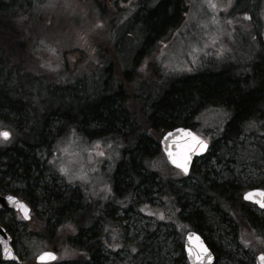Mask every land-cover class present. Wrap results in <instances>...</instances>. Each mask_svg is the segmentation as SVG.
Instances as JSON below:
<instances>
[{
    "label": "trees",
    "instance_id": "16d2710c",
    "mask_svg": "<svg viewBox=\"0 0 264 264\" xmlns=\"http://www.w3.org/2000/svg\"><path fill=\"white\" fill-rule=\"evenodd\" d=\"M110 1L113 13L107 16V22L102 23L105 36L112 43V51L103 40L94 41L92 49L83 40L81 44H86L83 48L64 49L62 53L59 51L61 56L50 54L51 57H60V60L53 64L52 69H47L42 65L40 55V49H47L46 43L51 42L48 28L40 26L43 22V0H0V115L9 112L17 119L10 125L0 122L2 127L10 129L13 136L11 145L0 147V193L15 195L33 208H37V202L43 206L48 214L43 237L57 253L60 251L52 244L53 238L59 233V227L76 221V218L70 220L67 212L77 204L79 196L69 199V186L59 185L61 179L55 173L52 180L46 176L51 167L47 160H41L40 150L44 148L50 150L51 155L55 154L57 140L71 128L115 141L113 143L122 142L133 149L124 152L127 160L122 161L114 173V189L117 190L123 182L118 174L131 173L136 168L138 179L133 191L137 186L139 189L145 187L148 182L145 193L150 195L151 191L146 189L157 186L155 183L159 176L147 171L143 160L162 154L159 151L160 140L168 131L183 126L194 129L196 123L193 120L204 109L202 101L206 98H222L227 108L232 110L231 118L221 128L211 131L213 136L216 135L212 138L213 144L219 142L222 150L228 148L227 142H236L241 134L259 132L264 124V87L243 96L236 85L223 76L178 78L167 86L153 83L147 76L151 70L155 72L153 66L161 69V63L157 60L151 62V56L158 50L160 54L183 22L187 11L185 0ZM97 8L102 12L100 5ZM127 24H134L130 33L135 32L136 36L124 37L130 45L124 47L120 56L115 44ZM41 35L43 39L39 37ZM142 42L144 49L140 50ZM70 53L75 58L73 61L68 60ZM146 57H151L150 61ZM259 62L264 68V58ZM119 65L121 68H117ZM110 70H113V76H110ZM255 78L262 82L264 75L258 73ZM56 122L62 125L56 128L57 135L51 137ZM213 149L210 156L215 154ZM200 180L203 184V177ZM132 181L130 177L129 186H133ZM159 184L162 190L166 185L173 187L171 182L164 183L163 180ZM258 188L264 189V182ZM166 190L162 193H167ZM211 190L209 197L218 199L219 213L224 216L231 214L230 222L235 224V231L240 227L246 228L252 238L264 239V219L255 216L244 205L239 186L231 181L212 185ZM97 215L98 219L92 213L87 214L88 224L92 223L95 228L104 218L100 212ZM190 216V228L201 234L210 246L212 242L202 227L203 214ZM82 219L77 220L81 221L77 225L80 230L59 235L71 251L70 263L101 264L99 253L103 240L95 239L97 233L92 234L93 228L86 233V242H82V226L86 223ZM0 224L12 235L11 226L3 223L2 216ZM33 237L30 235L29 239ZM106 238L108 240V235ZM25 239L27 236L23 237L24 242ZM261 239L257 248L264 250Z\"/></svg>",
    "mask_w": 264,
    "mask_h": 264
},
{
    "label": "rangeland",
    "instance_id": "374dc122",
    "mask_svg": "<svg viewBox=\"0 0 264 264\" xmlns=\"http://www.w3.org/2000/svg\"><path fill=\"white\" fill-rule=\"evenodd\" d=\"M185 2L186 14L169 40L170 43L160 54L158 50L151 56V62L157 60L161 63V69L151 65L155 72L151 70V73H148L149 79L153 83L159 82L167 86L179 80L178 78L192 79L199 75L223 76L236 85L235 88L241 95L263 88L264 78L262 82H257L255 75H264V68L259 62V59L264 58V0H231L230 3L229 0H215V9L208 7L207 0ZM97 5H100L102 12H98ZM111 5L110 0H43V22L40 26L48 28L51 42H45L47 49H40L42 65L52 69L53 64L60 60V57L50 56L53 54L50 49H56L57 56H61L59 51L62 53L64 49L83 48L86 44H81V37L88 38V48L92 49L94 41L103 40L105 46L112 51V43L109 37L105 36L102 23L107 22V16L112 15ZM225 5L228 6L224 7ZM246 16L250 19H246ZM139 18L141 19V15ZM133 25L127 24L121 37L116 40L115 50L120 56L124 47L130 45L124 37L136 36L135 32L130 33ZM39 37L43 39L44 36ZM211 37H215L214 44ZM139 49H144L143 42ZM151 57L146 58L150 61ZM115 58L118 60L116 56ZM74 59L70 53L68 60ZM117 68H121V65ZM109 74L113 76V70H110ZM193 87L196 86L193 84ZM142 88L145 90V86ZM256 100L255 95L254 101ZM202 103L205 104L204 109L193 120L196 123L194 132L208 140L212 135L211 130L221 128L231 118L232 110L227 108L222 98L209 97ZM16 120L14 114L9 112L0 115V122L8 125ZM61 125L59 122L53 125L51 137ZM0 130L11 132L1 124ZM84 132L71 128L57 140L55 154L51 155L50 150L44 148L40 150L41 160H47L51 167L50 172L46 174L50 180L55 173L61 179L59 185L67 184L74 188L72 194L78 191L85 197L89 214L95 215L96 219L99 212L103 214L104 218L98 221L96 228L92 227V223L88 224L90 230L94 228L92 234L97 233L95 239L103 240L99 253L102 257L101 264H180L178 245L183 242L185 233L192 230L189 224L190 215L197 216L200 213L203 214L204 220L201 222L207 236L220 248L217 264H255L253 253L259 252V239L252 238L246 228L240 227L239 231H235V224L230 222L229 216L219 213L216 201L209 196L212 185L218 186L232 181L240 190H245L244 188L256 187L264 182V124L259 132L241 134L236 138V142H227L226 150L219 147V142L213 144L215 154L196 161L191 175L187 178L173 169L163 154L145 158V169L159 176L155 183L157 186L146 189L151 191L150 195L145 193L148 182L145 187L139 189L137 186L133 191L138 179L136 168H133L131 173L125 171L118 174L123 182L117 190L114 189V173L120 163L127 160L124 152L133 149L122 142L113 143L115 141H107ZM12 140L11 135V141L0 147L11 145ZM97 142L101 147L94 149L93 146ZM97 151H103L105 155L97 156ZM62 167L68 170V176L61 174ZM144 173L145 171L142 172ZM130 177L133 178V186L128 185ZM162 180L164 183L171 182L173 186L166 185L165 194L162 191L166 188L162 190L163 187L159 184ZM36 207L30 222H24L19 214L13 212L2 215L3 223L11 226L12 245L20 259L19 264H36L38 254L52 250L48 239L43 237L48 214L38 202ZM256 213L259 218L264 219V211ZM161 215L164 219L159 218ZM86 217L88 219L87 215ZM80 218L81 216H77L74 224L67 223L59 227V233L53 238L52 244L60 251V264H71V251L68 246L65 247L59 235L75 231L72 226L81 224V221H77ZM81 234L80 240L86 242L88 235L83 232ZM30 235L34 237L29 239ZM25 236L27 239L24 242ZM242 240L251 242H248L247 247L251 252L246 249ZM133 248L137 250L133 252ZM152 248L155 250L152 251ZM72 253L74 254V251ZM0 264L9 263H3L0 255Z\"/></svg>",
    "mask_w": 264,
    "mask_h": 264
},
{
    "label": "snow or ice",
    "instance_id": "6c2138e0",
    "mask_svg": "<svg viewBox=\"0 0 264 264\" xmlns=\"http://www.w3.org/2000/svg\"><path fill=\"white\" fill-rule=\"evenodd\" d=\"M231 0H229V3ZM208 7L211 9H215L217 7L215 0H207ZM225 5L224 7H227ZM246 19H250V17H245ZM215 23V19H213ZM231 23V21H229ZM100 26V25H98ZM81 40H84L85 43L87 41L84 37H81ZM211 42L215 43V37H211ZM207 47V45H205ZM53 55L56 54V49H50ZM195 63V60H193ZM191 71V69H188ZM11 141V133L7 130H0V145L7 144ZM163 142L165 143V152L167 154L168 160L172 165H174L177 169L181 171L184 175H187L190 170V165L192 163L193 157L206 152L209 148V142L207 139L202 138L201 136L193 133L192 131L185 128H177L174 132H168L163 137ZM111 147V145H108ZM101 147L100 143L97 142L93 148L99 149ZM97 156L103 157L105 153L103 151H97ZM91 158V157H90ZM61 174L68 176V170L66 168L60 169ZM71 183L72 181L69 180ZM2 199L6 200L7 203L11 204L18 212L22 214L23 219L31 218V209L29 206L19 200L15 195H7ZM245 201L258 205L261 209H264V190H254L250 192H246L243 196ZM150 215L152 213H149ZM160 219H164L163 215L159 217ZM190 241L192 236L188 238ZM258 239H261L258 237ZM196 240L199 242L197 246L193 247L191 243H189L186 248L188 252L189 259L194 262V264H209L212 260V255L209 249L200 241V238L197 236ZM261 242L264 243V239H261ZM242 243L247 248L249 247V243L247 241L242 240ZM0 244H3V255L11 259L12 261H18L19 257L12 251L11 246L4 242L3 238L0 237ZM133 252L136 251L135 248L132 249ZM41 264H44L46 260L55 259L53 253H42L37 257ZM261 264H264V253H261L257 258Z\"/></svg>",
    "mask_w": 264,
    "mask_h": 264
},
{
    "label": "water",
    "instance_id": "95a60500",
    "mask_svg": "<svg viewBox=\"0 0 264 264\" xmlns=\"http://www.w3.org/2000/svg\"><path fill=\"white\" fill-rule=\"evenodd\" d=\"M178 128H185V129H188V130H190V131H192V132L194 133V131H193L192 129H190V128H186V127H178ZM175 129H177V128H175ZM175 129H173V130H171V131H169V132H174ZM167 133H168V132H167ZM163 137H164V136H163ZM165 146H166V145H165V143L163 142V138H162V140H161V142H160V147H161V149H162L163 154H164L165 157H166L167 162L169 163V165H170L172 168H174V169H176V170H179V169H177L174 165H172V164L170 163V161L168 160L167 154H166V152H165ZM209 148H210V143H209ZM209 148H208V150H209ZM208 150H207L206 152L202 153V154H198V155L194 156V157H193V160H192V163H191V165H190L189 173H188L187 175H184L183 173H182V174H183L184 176H188V175L190 174V172H191L193 162H194L196 159H199V158H201L202 156H204V155L208 152ZM179 171H180V170H179ZM7 195H11V194H7ZM7 195H1V194H0V215H1L2 213H10V212H14V213H19V214L22 216V214H21L20 212H18V211L16 210V208H14L11 204L7 203L6 200L2 199L3 197H6ZM17 198H18V197H17ZM18 199H19V198H18ZM19 200H21V199H19ZM21 201L24 202V203H26V204L29 206V204H28L27 202H25V201H23V200H21ZM29 208H30V206H29ZM30 209H31V208H30ZM23 220L26 221V222H29V221L31 220V218H30V219H23ZM189 236H192L191 241L188 239ZM197 236L200 238V241H202L203 244L209 249V251H210V253H211V255H212V260L209 262V264H214V262H215V256H214V253L212 252L211 248H209V246L207 245V243L205 242V240L203 239V237H202L200 234H198L197 232H195V231H190V232H188V233L185 235V239H184V250H185V253H186V257H187L188 263H189V264H194V262H193L192 260L189 259V256H188V252H187V248H186V246H187L189 243H191V244L193 245V247L197 246V244L199 243V242L196 240V237H197ZM0 237L3 238L4 242L8 243V244L11 246L12 251L15 253V250H14V248H13V246H12V237H11L10 234L6 231V229H5L3 226H1V225H0ZM46 252H48V253H53L54 256H55V259L46 260V261L44 262V264H53V263L57 262V260H58V254H57L56 252H54V251H44V252H42V253H46ZM42 253H40L38 256H40ZM0 254H1V259H2V262H3V263H19V262H20V259H19L18 261H12L11 259H8V258H6V257L3 255V244H0ZM15 254H16V253H15ZM259 255H260V254H259ZM259 255L256 257V264H261V262L257 259V258L259 257ZM38 256H37V257H38ZM37 257H36V263H37V264H41V261H39V260L37 259Z\"/></svg>",
    "mask_w": 264,
    "mask_h": 264
},
{
    "label": "flooded vegetation",
    "instance_id": "af4514ba",
    "mask_svg": "<svg viewBox=\"0 0 264 264\" xmlns=\"http://www.w3.org/2000/svg\"><path fill=\"white\" fill-rule=\"evenodd\" d=\"M213 137H216V135L215 136H213ZM209 142H212V145H213V141L212 140H209ZM210 155V154H209ZM208 156V155H207ZM207 156H205V157H207ZM258 186L259 185H257L256 187H252V188H249V189H247V188H244L245 190H240V194H241V198H242V201H243V203H244V205L246 206V207H248L250 210H251V212H253L254 213V215L255 216H257V217H259V215L256 213L257 211L258 212H261V211H264V209H261L258 205H256V204H253V203H250V202H248V201H245L244 199H243V196H244V194L246 193V192H250V191H254V190H264L263 188H258ZM74 192V188L73 187H69V192H68V198L69 199H73V196L74 195H76L75 197L76 198H78V196H79V200H78V202H77V204H75L68 212H67V216H68V218L70 219V220H74L77 216H81V218H83L82 220H86V223L84 224L83 223V226H82V231L84 232V233H87V232H89V230H90V228H89V225H88V221H87V217H86V215L87 214H89V205L87 204V202L85 201V197L80 193V192H76L75 194H73V195H71V193H73ZM81 199V200H80ZM217 198H216V204H217ZM29 204V203H28ZM29 206L31 207V210H32V214L33 213H35L34 212V210H35V208H33L30 204H29ZM218 207V206H217ZM226 216V215H225ZM229 216V215H228ZM230 216H231V214H230ZM230 216H229V218H230ZM72 224H74L73 222H71ZM73 227V229L75 230V231H78V230H80L77 226H72ZM210 242H212V244L209 246L210 248H211V250H212V252L214 253V256H215V264H217L218 263V260H219V247H218V245H217V243H215L214 241H212V240H210ZM247 242H250V241H247ZM184 240H183V242H181L180 243V245H179V251H180V263H183L184 264V262H187L188 263V261H187V258H186V253H185V250H184ZM251 243V242H250ZM248 251H250L248 248H246ZM137 250V249H136ZM153 250H155L154 248H152V251ZM259 251V252H258ZM258 253H253V255H254V258H255V264H256V256L257 255H259V254H261V253H264V250H260V249H258ZM251 252V251H250Z\"/></svg>",
    "mask_w": 264,
    "mask_h": 264
},
{
    "label": "bare ground",
    "instance_id": "6f19581e",
    "mask_svg": "<svg viewBox=\"0 0 264 264\" xmlns=\"http://www.w3.org/2000/svg\"><path fill=\"white\" fill-rule=\"evenodd\" d=\"M184 127V126H183Z\"/></svg>",
    "mask_w": 264,
    "mask_h": 264
}]
</instances>
